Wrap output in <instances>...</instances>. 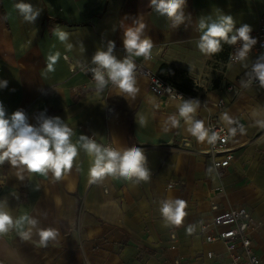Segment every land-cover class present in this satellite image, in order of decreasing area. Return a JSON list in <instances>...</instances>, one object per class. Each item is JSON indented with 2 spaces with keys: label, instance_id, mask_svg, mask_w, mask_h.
<instances>
[{
  "label": "crops",
  "instance_id": "1",
  "mask_svg": "<svg viewBox=\"0 0 264 264\" xmlns=\"http://www.w3.org/2000/svg\"><path fill=\"white\" fill-rule=\"evenodd\" d=\"M18 2L0 0V80L8 82L7 88H0V103L6 115L23 110L34 124L35 117L46 112L73 129V143L85 135L114 148L141 147L151 179L136 185L109 176L90 183L91 157L83 149L59 182L51 175L27 174L21 181L6 162L0 166V198H7L14 217L27 213L40 227L58 229L59 237L44 248L38 235L23 241L11 230L0 237V264H222L227 261L223 244L205 242L200 224L217 211L240 205L260 222L252 247L264 264V128L256 124L264 119V89L255 84L242 87L247 69L206 56L197 47L201 17L230 15L237 28L247 24L253 29L264 17V0H186L190 19L178 29L150 6V0H23L41 10L34 23L23 20L15 8ZM137 18L146 24L153 49L149 60L135 57L136 65L156 72L165 62L182 71L174 80L189 81L195 95L184 93L183 98L201 101L196 118L204 124L209 116L226 124L225 114L241 122L244 131L237 129L228 137L233 155L229 165L207 172L214 166L206 153L208 143L189 134L182 118L178 127L169 124L181 100L152 93L137 70L135 96L111 84L97 93L86 74L69 70L62 55L89 63L109 40L115 42L116 55L123 57L124 31ZM57 27L70 34L71 50L53 35ZM56 51L61 57L49 72L47 56ZM254 59L250 54L249 63ZM140 115L147 118L146 126L139 125ZM170 181L174 184L168 187ZM215 191H220L215 197L218 210L212 211L210 195ZM168 198L186 201L187 215L179 227L162 226L160 202ZM189 225L196 226L192 234L186 232Z\"/></svg>",
  "mask_w": 264,
  "mask_h": 264
},
{
  "label": "clouds",
  "instance_id": "2",
  "mask_svg": "<svg viewBox=\"0 0 264 264\" xmlns=\"http://www.w3.org/2000/svg\"><path fill=\"white\" fill-rule=\"evenodd\" d=\"M150 6L161 16L170 21L172 28L178 29L185 24L190 16L185 14L186 0H150ZM15 8L28 23H34L41 10L34 8L32 4L16 3ZM146 24L137 18L133 25L125 29L123 35V49L125 55L118 57L115 53V42L109 40L106 47L99 48L91 58L93 67L88 69L95 82L97 93H102L109 84L116 87L121 93L135 96L139 89L136 87V62L135 57L151 59L153 41L145 35ZM200 32L197 41L199 51L212 56L223 50V45H239L230 55L232 63L241 64L247 71L245 79L241 80V86L250 88L253 84L264 89V54H260L255 61L249 63V56L257 39L251 35L249 25L235 26L232 16L220 14L201 17L198 20ZM53 35L65 46L66 50L73 48L69 42L70 34L62 28L53 30ZM264 46V45H262ZM61 57V53H49L47 56V71L55 70L54 66ZM8 82L0 80V88H7ZM177 105V113L168 118L171 127H178L182 118L187 125V132L196 138L198 142H207L215 145L218 136L215 131L205 127L202 120L196 118L200 107L199 99H184ZM222 119L228 126L232 135L237 132L231 125L234 121L225 114ZM35 123H30L23 110H16L10 116L0 103V166L6 162L15 170V175L23 181L25 174L28 176H40L51 178L54 182L63 179L72 168L79 150L83 149L90 157L88 179L90 183H100L106 177H119L138 185L141 182H149L151 170L147 167V158L141 147L113 148L98 144L92 138L80 135L79 140L73 143V129L70 128L59 116H48L41 112L35 117ZM140 126H146L147 118L144 115L138 117ZM256 124L264 128V119H257ZM167 131V129H165ZM239 131L243 132V126ZM215 171V166L207 169L209 174ZM39 190V186H34ZM18 198V197H17ZM186 201L179 198H168L160 202V214L162 226L165 228L179 227L183 224L187 215ZM15 230L23 241H31L33 235H38L39 246L48 247L49 243L57 240L59 231L53 227L42 228L39 220L25 213L14 217L9 210L6 197L0 198V237L9 231ZM195 225H189L188 234L194 233Z\"/></svg>",
  "mask_w": 264,
  "mask_h": 264
},
{
  "label": "built area",
  "instance_id": "3",
  "mask_svg": "<svg viewBox=\"0 0 264 264\" xmlns=\"http://www.w3.org/2000/svg\"><path fill=\"white\" fill-rule=\"evenodd\" d=\"M251 35L257 39V44L253 47L250 54L255 55V59L264 54V17L259 19L255 28L252 29ZM239 45L229 46L226 61L232 63L229 59L230 55L235 51ZM62 57L68 62L69 70L71 72L80 71L86 74L90 83H95L92 79V74L88 70L93 65L89 63H80L76 60H71L68 55L64 54ZM254 59V61H255ZM136 70L145 76L149 83V89L152 93L158 96H166L168 98L180 99L184 93L175 88L172 84L166 82L159 77L155 71L149 69L144 65H137ZM245 79V77L243 78ZM202 105L205 106L204 103ZM216 105L223 107L222 100H218ZM110 110V108H109ZM234 123L232 127L240 128L241 122L238 119H232ZM205 127L216 132L218 140L215 145L208 144L207 155L210 157L215 168H223L231 162L233 155L227 146L229 130L224 123L217 121L212 116L208 117ZM189 142L184 141L183 146L188 147ZM103 146L113 147V145L105 143ZM218 155H221L218 157ZM174 184L173 181L168 183V187ZM220 191H215L210 195V209L212 211L218 210V204L215 197ZM260 226V222L256 221L250 215L248 208L245 205H240L230 209L217 211L212 214L211 218L203 221L200 224V230L203 233L205 242L218 241L223 244L226 253L227 261L222 264H260L259 256L253 251L252 235ZM173 236V234H171ZM208 257L213 256L212 251L207 252Z\"/></svg>",
  "mask_w": 264,
  "mask_h": 264
},
{
  "label": "trees",
  "instance_id": "4",
  "mask_svg": "<svg viewBox=\"0 0 264 264\" xmlns=\"http://www.w3.org/2000/svg\"><path fill=\"white\" fill-rule=\"evenodd\" d=\"M228 48H229V45L224 44L223 50L220 53L215 54L214 56L219 57L220 59H222V61H225L227 58ZM178 73H182V71L175 69L173 65H170L165 62L161 63L156 70V74L159 77H161L163 80L172 84L175 88L181 90L183 93L194 96L195 91L191 88V84L189 83V81H184V82L182 81L180 83H177L174 80V77Z\"/></svg>",
  "mask_w": 264,
  "mask_h": 264
},
{
  "label": "rangeland",
  "instance_id": "5",
  "mask_svg": "<svg viewBox=\"0 0 264 264\" xmlns=\"http://www.w3.org/2000/svg\"><path fill=\"white\" fill-rule=\"evenodd\" d=\"M211 64H215V62L211 59ZM217 73L220 74L221 64H219V67H217Z\"/></svg>",
  "mask_w": 264,
  "mask_h": 264
}]
</instances>
